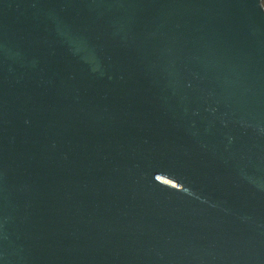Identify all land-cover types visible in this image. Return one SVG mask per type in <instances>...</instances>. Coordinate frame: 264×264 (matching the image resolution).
Returning a JSON list of instances; mask_svg holds the SVG:
<instances>
[{"label":"water","instance_id":"1","mask_svg":"<svg viewBox=\"0 0 264 264\" xmlns=\"http://www.w3.org/2000/svg\"><path fill=\"white\" fill-rule=\"evenodd\" d=\"M0 264H264V0H0Z\"/></svg>","mask_w":264,"mask_h":264}]
</instances>
